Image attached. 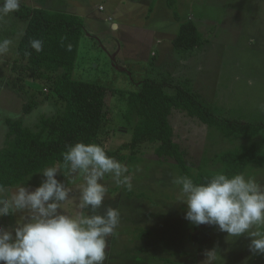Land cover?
Wrapping results in <instances>:
<instances>
[{"label": "rangeland", "instance_id": "374dc122", "mask_svg": "<svg viewBox=\"0 0 264 264\" xmlns=\"http://www.w3.org/2000/svg\"><path fill=\"white\" fill-rule=\"evenodd\" d=\"M20 6L82 18L83 36L73 77L119 91L106 100L112 151L132 139L137 114L130 109L129 95L139 91L148 78L191 90L219 117L264 123V0H177L172 9L166 0H21ZM188 20L199 27L206 43L193 52L180 53L173 42L180 25ZM27 23L16 12L0 20V40L13 41L9 53L0 57V150L7 141V118L20 119L37 130L42 117H56L64 109L56 100L47 99L49 90L39 92L40 82L22 92L10 85ZM32 95L39 105L26 114L24 105ZM170 122L175 140L195 171L215 170L220 167L214 163L220 154L251 143L229 140L179 111L172 113ZM255 143L258 155L264 156V130ZM153 149L145 145L139 161H122L129 168L131 188L107 179L104 205L118 207L121 222L111 236L105 264H126V260L132 262L129 259L133 264H166L165 259L172 264H203L209 250L216 251L213 264H264V254L249 251L248 237H231L214 226H195L184 218L186 206L178 201L179 187L173 183L179 171L173 161L160 160ZM123 154L128 156L130 151ZM247 175L264 183V166L252 167ZM30 177L24 184L39 183L38 175ZM81 182L77 178L69 186L75 192ZM0 222L12 224L15 218ZM126 236L136 237L137 246L141 241L147 244L149 251L128 249L132 239Z\"/></svg>", "mask_w": 264, "mask_h": 264}, {"label": "trees", "instance_id": "16d2710c", "mask_svg": "<svg viewBox=\"0 0 264 264\" xmlns=\"http://www.w3.org/2000/svg\"><path fill=\"white\" fill-rule=\"evenodd\" d=\"M166 2L172 9L177 0ZM16 15L26 18L28 23L17 46L11 87L22 92L40 82L39 92L43 94L44 89L49 90L47 99L56 100L64 109L56 117H42L37 130L26 127L20 119H6L7 141L0 150V183L5 187H16L28 177L36 175L38 170L54 163L62 164L66 145L77 141L103 145L108 155L120 162L139 161L144 153L143 147L152 146L160 160L174 162L179 176L189 175L197 183L204 182L217 172L247 175L252 167L264 166V156L258 155L255 143L264 130V123L219 117L191 90L150 78L143 81L139 91L129 95L130 109L137 114L131 141L110 150L111 129L106 100L119 91L103 84L74 79L73 72L83 36L82 18L29 6H20ZM175 16L178 17L177 14ZM32 39L43 41V51L36 52L31 48L29 41ZM205 43L199 27L192 20L180 25L173 42L175 50L180 53L193 52ZM168 87L173 88L174 92H168ZM38 105L39 101L32 95L24 105V113H32ZM174 111L197 119L229 140H247L251 143L220 154L214 161L220 165L219 168L195 171L189 156L175 140V131L170 122ZM124 150L130 151V154L125 156Z\"/></svg>", "mask_w": 264, "mask_h": 264}, {"label": "clouds", "instance_id": "9594fccd", "mask_svg": "<svg viewBox=\"0 0 264 264\" xmlns=\"http://www.w3.org/2000/svg\"><path fill=\"white\" fill-rule=\"evenodd\" d=\"M20 5L21 0H0V20ZM12 43L0 40V57ZM29 43L36 52L43 51L42 40ZM62 160L38 170L35 186L19 183L10 191L0 183V221L15 218L12 224L0 222V264H105L109 238L121 222L118 207L104 205L107 179L131 188L129 168L103 145L83 141L66 145ZM77 178L82 182L74 192L69 181ZM173 183L187 221L214 226L231 237L246 236L249 251L264 254V183L244 173L224 172L200 183L180 175ZM205 257L203 264H213L216 251H207Z\"/></svg>", "mask_w": 264, "mask_h": 264}, {"label": "crops", "instance_id": "0c3cea01", "mask_svg": "<svg viewBox=\"0 0 264 264\" xmlns=\"http://www.w3.org/2000/svg\"><path fill=\"white\" fill-rule=\"evenodd\" d=\"M32 8H41V7H32ZM117 27H118V26H114L115 29H117ZM142 236H144L143 233H142L139 237H142ZM128 237L132 239V242L129 243V247H128V249H132V250H134L136 247H138L139 250H143V249H144V250H146V251H149L150 248H149V246H148L147 244L144 246V245H143V242L141 241L142 245L137 246V240H135L136 237H135V239H134V238H132V237H130V236H126V238H128ZM140 239H141V238H140ZM111 240H112V238L110 237V238H109V242H110ZM129 260H132V262H129L128 260H126V262H127L126 264H133V261H134V260H133V259H129ZM169 262H170V263H169ZM140 263H141V262H140ZM163 263H166V264H172L171 261L166 260V259L163 261ZM161 264H162V263H161Z\"/></svg>", "mask_w": 264, "mask_h": 264}]
</instances>
